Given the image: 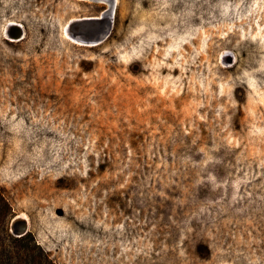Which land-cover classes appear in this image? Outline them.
I'll use <instances>...</instances> for the list:
<instances>
[{
  "label": "rangeland",
  "instance_id": "obj_1",
  "mask_svg": "<svg viewBox=\"0 0 264 264\" xmlns=\"http://www.w3.org/2000/svg\"><path fill=\"white\" fill-rule=\"evenodd\" d=\"M111 6L84 45L106 0H0L8 231L42 264H264V0Z\"/></svg>",
  "mask_w": 264,
  "mask_h": 264
},
{
  "label": "trees",
  "instance_id": "obj_2",
  "mask_svg": "<svg viewBox=\"0 0 264 264\" xmlns=\"http://www.w3.org/2000/svg\"><path fill=\"white\" fill-rule=\"evenodd\" d=\"M9 216L0 196V264H42L43 254L29 233L14 236L8 231Z\"/></svg>",
  "mask_w": 264,
  "mask_h": 264
},
{
  "label": "water",
  "instance_id": "obj_3",
  "mask_svg": "<svg viewBox=\"0 0 264 264\" xmlns=\"http://www.w3.org/2000/svg\"><path fill=\"white\" fill-rule=\"evenodd\" d=\"M107 7L98 16L84 17L71 20L67 23L66 33L73 41L84 45H94L102 41L111 27L112 0H106ZM70 27L73 29L70 30ZM17 33L16 37H19ZM26 224L24 221L11 218L9 222L10 231L19 236L25 233Z\"/></svg>",
  "mask_w": 264,
  "mask_h": 264
},
{
  "label": "bare ground",
  "instance_id": "obj_4",
  "mask_svg": "<svg viewBox=\"0 0 264 264\" xmlns=\"http://www.w3.org/2000/svg\"><path fill=\"white\" fill-rule=\"evenodd\" d=\"M15 219V218H14ZM16 219H18V218H16Z\"/></svg>",
  "mask_w": 264,
  "mask_h": 264
}]
</instances>
